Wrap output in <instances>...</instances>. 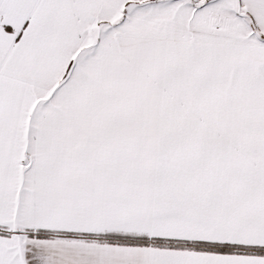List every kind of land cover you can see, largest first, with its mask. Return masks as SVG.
Here are the masks:
<instances>
[{"label":"snow or ice","instance_id":"1","mask_svg":"<svg viewBox=\"0 0 264 264\" xmlns=\"http://www.w3.org/2000/svg\"><path fill=\"white\" fill-rule=\"evenodd\" d=\"M0 264H264V0H0Z\"/></svg>","mask_w":264,"mask_h":264}]
</instances>
